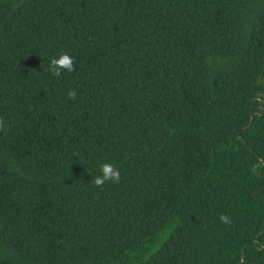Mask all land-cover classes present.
<instances>
[{
    "label": "trees",
    "instance_id": "trees-1",
    "mask_svg": "<svg viewBox=\"0 0 264 264\" xmlns=\"http://www.w3.org/2000/svg\"><path fill=\"white\" fill-rule=\"evenodd\" d=\"M0 118V264H264V0H0Z\"/></svg>",
    "mask_w": 264,
    "mask_h": 264
},
{
    "label": "clouds",
    "instance_id": "clouds-1",
    "mask_svg": "<svg viewBox=\"0 0 264 264\" xmlns=\"http://www.w3.org/2000/svg\"><path fill=\"white\" fill-rule=\"evenodd\" d=\"M75 70L74 58L68 53H61L57 58H52L49 65L50 73L55 77H60L62 72H73ZM68 98L75 100L76 91L70 90L68 93ZM7 127L3 118H0V131H6ZM101 175L96 176L91 182L96 187H102L106 182H111L113 184L119 183L121 179L120 171L111 163H102L100 165ZM220 221L223 224H231L232 221L230 217L222 214L220 216Z\"/></svg>",
    "mask_w": 264,
    "mask_h": 264
},
{
    "label": "water",
    "instance_id": "water-1",
    "mask_svg": "<svg viewBox=\"0 0 264 264\" xmlns=\"http://www.w3.org/2000/svg\"><path fill=\"white\" fill-rule=\"evenodd\" d=\"M249 124V122L246 124V125H248ZM244 127V126H243Z\"/></svg>",
    "mask_w": 264,
    "mask_h": 264
}]
</instances>
